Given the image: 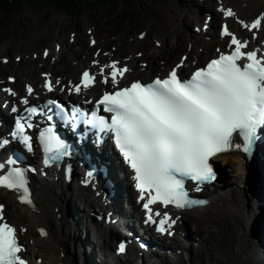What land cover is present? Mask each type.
<instances>
[{
  "label": "snow or ice",
  "instance_id": "snow-or-ice-1",
  "mask_svg": "<svg viewBox=\"0 0 264 264\" xmlns=\"http://www.w3.org/2000/svg\"><path fill=\"white\" fill-rule=\"evenodd\" d=\"M221 11L227 17L235 16L231 8L221 7ZM240 24L249 31L260 30L264 27V14L251 23L240 21ZM223 34L230 36L231 45H235L230 54H221L187 80H182L173 69L167 78H157L151 84L136 81L115 92H105L88 121L101 132L112 135L117 149L134 172L140 199L144 200L145 193H149L143 207L147 220L158 224L161 233L174 234L170 229L176 219L167 212L154 211L151 206L162 203L165 208L174 205L184 209L204 203L189 197L182 178L197 183L215 179L211 158L233 149L251 155L258 131L264 128V52L260 49L245 51L249 42L229 32L227 25L223 27ZM241 60L246 63H238ZM117 63L111 64L114 85L119 84L117 73L122 77L129 71L126 66L116 68ZM83 82L87 87L95 83V77L85 71ZM104 83H108L107 77ZM46 87L53 90L51 82ZM5 91L15 94L11 89ZM75 91L79 92L80 86H76ZM24 103L27 104V100ZM56 103L49 101V104ZM100 106L104 112L112 114L110 119L98 114ZM59 107L63 110L62 105ZM12 111L18 109L13 107ZM26 111L31 116L38 110L31 107ZM27 119L16 118L11 136L31 150L32 137L26 133V128L34 125L22 122ZM39 140L48 154L46 164L70 154L69 145L51 128L41 131ZM8 143V139L0 140V146ZM6 164L16 165L17 161L0 162V170L5 169ZM28 183L27 170L20 167H10L0 175V187L18 192L22 203L32 205ZM4 207L0 204V264H27L21 255L25 249L19 242L17 230L5 220ZM161 215L163 218L158 221L153 218ZM119 251H125L124 244Z\"/></svg>",
  "mask_w": 264,
  "mask_h": 264
},
{
  "label": "rangeland",
  "instance_id": "rangeland-1",
  "mask_svg": "<svg viewBox=\"0 0 264 264\" xmlns=\"http://www.w3.org/2000/svg\"><path fill=\"white\" fill-rule=\"evenodd\" d=\"M220 1L223 4L228 3V7L235 9L243 8L240 5L246 2L248 9L243 8V13L250 14L248 19L254 18L259 15V12L264 11V6L261 7L264 0L259 5H256L255 0ZM134 2L131 21L123 19L112 21L100 10L92 11L89 15L76 19H69L65 14L53 12V16L50 18L45 12L36 10L28 4L25 5L23 13L18 16L0 15V78L18 77L25 73V77L17 80V84L23 88V84L33 81L32 75L34 74L41 81L40 74L43 70V72H53L55 75L62 76L61 70H63L64 63L61 58L58 59L53 52H50V48L56 49L58 53L64 55L65 60L70 61L71 72H74L66 73L65 78L74 74L77 78L78 70L75 68V64H78L77 58L87 65L99 46L110 50L116 58L121 59L124 63L131 64L127 59L131 60L135 57V59L138 58L139 66L145 62L150 66L152 58H154L155 63L160 65L163 64V61L168 60L167 67L170 68L181 59L182 55L187 54L197 41L212 43L215 41L214 35L217 39L220 18L217 15V19L211 25H206L204 24V13L216 14L215 8L218 5V0H135ZM202 11H204L203 14ZM126 13L125 11L124 14ZM180 35L183 37L182 41L178 38ZM92 39L97 42V46L94 48L90 46ZM179 43H182V47L178 49ZM88 48H92L90 51L93 53L84 62L83 56L85 57ZM194 48H192L193 52ZM211 48L213 51L205 56L204 62L209 57L215 56V48L213 46ZM209 49L210 47L205 45L203 51L206 53ZM197 50H200L199 47ZM167 55L170 56V59L166 57ZM6 60L7 62H4ZM223 176L225 189L230 188L231 185L234 187L233 184H237L240 180L239 176L233 172V168L223 170ZM238 185L240 188V183ZM71 187L74 188V186ZM247 188L248 183H244L243 189L247 190ZM0 194L5 193L0 192ZM77 194L79 199L85 196L82 191ZM69 199L74 207L76 205L82 207V203L76 201L77 195H69L62 201L63 211H65V204L69 203ZM0 200L7 203L6 199L0 197ZM207 213L209 212L193 211L183 214L184 225L192 235L191 238L189 236V242L193 252L189 246H186L187 251L184 253L182 245H180L182 244L181 240L178 239L173 242V246L179 251L177 255L173 252L174 259H165L161 256L153 258L146 253L143 255V261H147V264H189V262L195 264H264L260 252L256 254L249 252L244 255L239 234L240 225L230 220L228 214L223 215L224 218L217 215L215 219H207L203 215ZM9 216L18 224L27 226L26 242L29 246L33 245V248L39 238H37L36 228L31 225L30 213L27 209L20 208L13 203L12 207L10 205ZM67 221L66 218V228ZM89 222L92 221L89 219ZM83 226H85L84 223ZM91 226L95 233L94 227L97 225L91 223ZM77 230L70 232L69 235L66 231L63 234L66 242L62 257L63 259L67 258L70 264H82V252L77 250V244L75 245L74 242V245L72 244L73 239H76V243L80 241ZM84 233L81 230L80 235L82 234L85 238L86 234ZM111 236L113 240L115 236ZM93 237L92 234L89 238H85L86 243L92 244ZM197 240L199 242H195ZM114 244L113 242L110 247L106 246L103 249L110 254L109 251L113 250ZM94 248L100 252L98 244ZM175 248L172 250H176ZM121 261L125 262L124 264H141L140 260H135L134 256H129L127 261L125 259Z\"/></svg>",
  "mask_w": 264,
  "mask_h": 264
},
{
  "label": "bare ground",
  "instance_id": "bare-ground-1",
  "mask_svg": "<svg viewBox=\"0 0 264 264\" xmlns=\"http://www.w3.org/2000/svg\"><path fill=\"white\" fill-rule=\"evenodd\" d=\"M256 5H259L263 2V0H255ZM244 2V1H243ZM242 2V3H243ZM227 3V2H226ZM240 5V4H239ZM237 6V5H236ZM245 10L248 9V5H246V2L240 5ZM264 3L261 5L263 8ZM231 8L233 12L235 13L234 17H228V20L232 23L234 19H239L243 21H247L249 15H246L243 13L244 9L239 8L235 9L232 7H228V3L226 4V10ZM204 11H202L203 14ZM205 14V13H204ZM264 14V11L262 10L261 13ZM244 16V17H243ZM209 20L208 23H211L213 20L212 14L207 17ZM233 27L236 28V26L233 23ZM232 28V27H231ZM241 28H236L235 30L241 33L243 36H246L247 34L240 30ZM261 32V33H260ZM259 34L261 36H264V27H262L259 30ZM178 38L182 41L183 37L180 35ZM215 42V41H214ZM210 42H204V41H197L194 46L190 48L188 51L189 55L191 56L192 48H194V53H196L197 57L199 59H202L205 54L204 47L205 45H208V47H212L213 43ZM65 43V42H64ZM182 43H179L177 48H181ZM199 47V51L197 48ZM50 51L56 52L50 48ZM127 52V51H126ZM58 57L62 59L64 62V69L66 72H71V65H68L65 61V57L63 54H57ZM168 59H170V56H166ZM192 57V56H191ZM153 61L155 60L152 58ZM113 61V59L111 60ZM168 61V60H165ZM109 63V62H108ZM107 63V64H108ZM137 66V62H134V67ZM154 64L151 63V69L153 68ZM133 69L135 70V68ZM152 73L143 74V77L147 78L150 77ZM25 76V74H23ZM33 80L36 81L37 84V92L35 94H38L42 90V86L40 85L39 79L35 76V74L32 76ZM20 79V77H19ZM93 91V90H92ZM21 91V88H18L16 91L17 94H19ZM94 92V91H93ZM0 94H2L0 92ZM3 95V94H2ZM1 95V96H2ZM7 112V111H6ZM3 115L5 113L3 112ZM7 118V117H5ZM264 151H258L257 152V163L254 164L253 172H254V178H250L249 174L247 172V169L249 168L250 164L246 162L245 158L241 155H227L220 157L216 160V162H220L222 169H230L233 168V172L239 176L240 180L237 184H233L234 187L229 186L230 188L225 189V178L224 176H221L219 179V183L216 186L215 189H211L207 191V194L211 198V202L207 207L195 209L194 211H200L204 212L207 211L209 213L203 214L207 219L210 218H216V216H221V218H224L223 215L228 214L229 219L235 222L237 225H240V239L242 244V250L244 255H246L249 252H253V254L259 253L261 254V251H263L262 259L264 262V154H262ZM261 153V154H260ZM263 157V158H262ZM114 161L120 162L119 157L116 155V153L113 156ZM121 166V165H120ZM119 171L123 172V179L128 181V177L124 174V167H118ZM76 170H78V165H76ZM222 170V173H223ZM63 175H59L56 182H48V181H39L36 178H34L33 183V192H34V204L35 207L28 209L27 211L30 213V222L31 225L34 228H44L47 230V237L44 239L37 240L35 247L29 248L28 257L32 260L33 264L37 263V258L42 259L41 264H70L69 260L67 258L63 259L62 255L65 251V242L66 238L63 235L66 231L67 235L69 233L73 232L74 230H77L78 228L80 230H77V234H79L80 238V244L79 242L76 243V239L72 240L77 244V250H80L79 252H85V251H91V247L86 243L87 240L82 236L81 230L84 233V229L86 230V234H90L93 231V226H91V223L87 221V225L80 226L79 220L81 216L84 214H87V212H90L93 208H99L100 211H104V207L102 205V202L100 199L96 198L94 193L91 190L85 191V196L83 198L78 197L77 192H79L80 189H78V182H76V175L72 176L71 182L74 185V188L66 187V182L64 178H62ZM241 181V182H240ZM240 183V188L239 184ZM248 183L247 190L243 189V184ZM224 184V185H223ZM230 185V184H229ZM122 192L120 193V197H122V200H124L128 204L129 207H131L130 199L132 195V191L128 187L127 182H123L121 184ZM227 187V186H226ZM125 188V189H124ZM0 192H3L0 190ZM77 195V202H81L83 209L81 206L76 205V208L74 205L70 203L65 204V211H63L62 208V201L67 198V196ZM128 195L129 198L126 197ZM0 197L7 200L8 205V212L10 213V205H12V198L6 194H0ZM117 200H119V195H117ZM68 205V206H67ZM23 208L24 207H20ZM77 209V210H76ZM81 210L78 212V210ZM137 210V209H136ZM76 211V213H75ZM97 212V211H96ZM75 214H76V220H75ZM65 215L67 218V228L65 226ZM103 217L106 219L105 215ZM78 219V220H77ZM117 226H115L117 229H122L121 226H119V222L115 223ZM75 228H74V227ZM31 227V226H30ZM71 231H70V229ZM69 229V230H68ZM85 234V233H84ZM107 234H110L109 227L105 229H101L100 231L96 232V236L98 239V246L103 248L105 246H111V241H114L116 239V235L114 234L115 238L112 240L110 239V242L106 240L105 236ZM113 235L110 234V236ZM190 238L192 237L191 233L187 232L183 234L184 241L188 243ZM82 238V239H81ZM228 240V238H227ZM229 237V244L230 242ZM70 241V240H69ZM197 242V241H195ZM74 245V244H73ZM67 252V251H66ZM94 252H96V249H94ZM101 252V251H100ZM83 257H85V254H83ZM73 258L74 255H73ZM100 264L101 261L99 262Z\"/></svg>",
  "mask_w": 264,
  "mask_h": 264
},
{
  "label": "trees",
  "instance_id": "trees-1",
  "mask_svg": "<svg viewBox=\"0 0 264 264\" xmlns=\"http://www.w3.org/2000/svg\"><path fill=\"white\" fill-rule=\"evenodd\" d=\"M135 0H0V15L18 16L25 5L45 12L51 18L53 12L65 14L69 19L89 15L100 10L112 21L123 19L131 21ZM132 10V11H131ZM125 11L127 12L126 14Z\"/></svg>",
  "mask_w": 264,
  "mask_h": 264
}]
</instances>
